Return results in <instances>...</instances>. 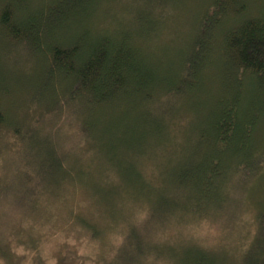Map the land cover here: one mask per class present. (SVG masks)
<instances>
[{
  "label": "trees",
  "instance_id": "obj_1",
  "mask_svg": "<svg viewBox=\"0 0 264 264\" xmlns=\"http://www.w3.org/2000/svg\"><path fill=\"white\" fill-rule=\"evenodd\" d=\"M101 1L0 0V43L6 42L1 40L2 36L16 40L26 48L30 46L41 57L38 77L41 84L36 88L42 94L43 106L32 116V112L23 108V101L19 103L25 96L22 93L19 96V90H13L16 97L12 100L4 97L9 87L5 88L0 78V153H10L7 149L17 145L4 158L0 183L10 189V182L16 177L48 174L52 179L34 184L33 192L43 189L49 197L59 196L57 188L70 185L73 191L84 188L86 195L108 199L110 205L120 201L119 206H111L101 220L92 216L78 221L90 229L109 226L102 231L105 233L109 228L119 230L117 223L127 216L130 220H142L145 217L142 218V213L148 212L149 206L137 209L135 203L140 197L154 194L160 198L165 212L159 223L155 218L148 219L154 238L164 236L166 231L158 229L178 215L179 209L194 212L193 218L197 219L212 217L211 210L216 206L221 207V211L226 210L228 207L224 205L231 198L228 194L234 191L233 187H228L229 178L235 176L236 170L251 173L258 169L260 158L264 157V151L256 153L254 141L257 122L264 110V10L261 16H253L246 0H212L193 26L190 32L193 41L179 65L165 68L169 70L166 71L157 55V51H163L153 47L155 36L163 34L162 11L155 15V7H151L138 13L134 10L128 17L101 18L105 28L98 30L93 14L84 15L94 13L92 8ZM218 35L220 39L216 40ZM215 65L223 75L225 72L230 75L231 82L225 85L230 90L227 94L223 90L217 96L220 100L214 112L207 122L201 121L202 131L193 134L196 145L192 154L182 158L174 177L165 178L169 186L157 187L145 178L142 169L146 166V155L153 151L149 138L163 139V122L175 112L168 109L169 105L179 109L183 105L181 93L187 96L198 91L195 86L203 80L202 69ZM248 85H253L260 99L250 101L254 105L245 110L241 102L246 100L242 95ZM172 94L176 100L168 103L164 97ZM51 108L56 109L55 112L62 110L63 114L56 113L50 121L46 112H51ZM163 108L165 116H159ZM65 115L69 120L66 121ZM197 115L194 114L196 119ZM113 116L122 117L110 120ZM65 121L67 128L60 130ZM32 134L37 140L36 147L45 145L39 152L42 157L37 168L35 151L23 152ZM177 135L171 147L181 150L177 147L181 142ZM130 151L136 156L130 155ZM117 156L120 162L116 161ZM42 166H47L48 171L38 172ZM110 180L118 181L119 185H110ZM131 185L132 192H122L125 186ZM239 192L236 191L235 196ZM30 197L26 207L35 202V196ZM12 203L11 193L0 195V259L3 264L20 262L10 260L8 241L3 236ZM120 206L122 211L125 207V213L120 211ZM257 222V231L246 247L235 246L237 251L232 256L224 249L221 257L224 263L230 259L231 264H264V212L257 214ZM120 231L127 238L128 232L136 230L121 228ZM131 237L134 243L143 238L135 234ZM194 247L200 248L194 252ZM145 251L141 256L148 261L151 256ZM185 251L186 259L177 264H217L208 254L213 250L200 243ZM167 261L170 264L174 258L169 256Z\"/></svg>",
  "mask_w": 264,
  "mask_h": 264
},
{
  "label": "rangeland",
  "instance_id": "obj_2",
  "mask_svg": "<svg viewBox=\"0 0 264 264\" xmlns=\"http://www.w3.org/2000/svg\"><path fill=\"white\" fill-rule=\"evenodd\" d=\"M151 1L154 2V5L151 4ZM211 1L102 0L100 5L98 3L97 6L92 8L94 13L84 15V17H90L93 14V17H95L93 21L99 30L105 28L101 18H112L117 15L128 17L131 16L134 10L138 13L142 10H149L151 7H155V15L162 11L165 23L161 28L163 34L155 36V46L153 45V47L163 51H157V55H160L159 61H161L162 67L164 69L173 68L179 65L180 58L183 57L185 51L191 45L193 34L190 32L201 18L204 8ZM246 1L251 8L249 11L251 15H262L264 0ZM118 4H121V6ZM2 39L6 42L0 43V78H2L1 82L5 83L4 87H9V91L7 89L4 92V97L12 100L16 97L13 90H19V96H21V93L25 95L24 98L21 97L19 103L23 101L21 103L23 108L32 112V116H36V112L43 108L42 102H40L42 94L36 88L37 85L41 84L38 83L41 72L39 64L41 57L30 46H27L28 50L16 40L4 36L1 37ZM219 39L220 35L217 36L216 40ZM165 70L169 71L168 69ZM210 72L212 73L210 74ZM202 77L201 83H197L195 86L198 91L190 92L187 96L181 93L183 95L181 96L183 105L179 109L175 110V106L169 105L168 109L175 112L170 115L167 121L163 122L162 127L165 129L163 139L157 141L154 137L149 138V145L153 148V151L146 155V166H143L142 169L145 178L157 187L169 186V182L165 183V178L174 177L182 158L192 154V149L196 145V136H193V134L202 131L201 121L206 120L207 122L209 116L214 112L217 101L220 100L217 96L219 97L223 90L226 94L230 90L228 86H225L229 85L228 81L231 82L230 75L226 72L223 75L222 70L217 65L203 68ZM248 88L243 91L242 95V98L245 97L246 100L241 102L242 105L244 103L243 108L245 110L254 105L250 104V101L260 99L253 85H248ZM27 94L29 97L26 98ZM164 98L168 100V103L176 100L174 94L171 96L166 95ZM55 111L57 110L51 108V112H46L50 121L56 115L63 114L62 110ZM165 112L164 109L158 114L159 116H165ZM194 114H198L197 119ZM260 114L262 116L259 117L257 130L254 133V141L257 144L256 153L264 151V147L260 148V145H264V110H261ZM130 116L132 117V114ZM121 117L113 116L110 120L117 121ZM64 118L66 121L69 120L66 115ZM191 118L192 120L195 119L190 121ZM60 121L58 120V122ZM66 121L60 130L67 128ZM176 133L178 134L177 138H181L180 145L177 146L181 150L171 147L172 141L176 138ZM26 142L28 146L26 144L23 152L35 151V153H32L37 168L39 159L42 157L39 152L44 149L45 145L40 144L36 147L34 143L37 140L33 134L30 138H27ZM15 146L7 149L10 153H0V171H2L1 167L4 165V158L14 151ZM103 152L105 153V151ZM103 152L100 154L101 157ZM128 153L136 156L133 151ZM116 161L120 162L118 156ZM240 168H243V166H240ZM41 170L48 171V168L42 166L38 172ZM242 172L243 170H236L235 176L229 178L232 182H229L228 187H233L234 191L231 190L228 194L231 198L224 205L228 207L226 210L221 211V207L216 206L215 210H211L212 217L206 216L197 219L193 218L194 212L187 213L185 208L179 209L181 213L178 212V215L168 221L166 226L158 229L166 232H164V236L155 237L157 240H155L154 231L148 223L149 218H155L159 223L161 217L165 214L162 202L156 194L137 199L135 203L137 209L144 205L149 206V211L145 214L142 213V218L145 216L142 220L136 218L130 220L127 216L117 223L121 228H133L137 231L128 232L127 238H124L120 231L121 228L119 230L109 228L105 233L102 231L109 226L105 228L98 225L95 229L91 228V230L87 226L85 228L78 224L82 217L92 218V216H97L98 219H103L109 213L110 207L119 206L120 201L113 202L110 205L108 199L99 198L95 194L86 195L84 188L80 189L81 191H73V187L70 185L57 188L56 194L59 196L49 197L50 195L44 193L43 189L37 190V192H33L32 189L34 184H42L44 181L49 182L52 178L48 174L36 176L35 178L28 176L25 178L16 177V179L11 180L10 189L5 184L0 183V195L11 193L13 202L10 205L13 207L10 211L9 224L4 228L5 235L2 234L8 241L9 258L10 260H20L19 264H169L167 260L171 256L174 261L170 264H177V262L182 263V260L186 259L183 257L185 250L190 248L191 245L200 243V245L213 250L209 251L208 254L217 264L222 262L223 264H231L230 259L226 263L221 259L225 254L224 251L226 250L232 256V253L237 251L235 246L242 245L246 247L257 231V214L264 212V157L260 158L258 169L251 171V173L243 172L242 174ZM29 173L33 174L31 171ZM2 174H4V171L0 173V176ZM238 178H241L242 181L237 182ZM55 180H58V176L55 177ZM109 184L117 186L119 182L110 180ZM238 184H241L240 187H237ZM172 185L173 182H170V186ZM126 190L132 192V185L125 186L122 192L125 193ZM238 190L240 192L238 196H235ZM33 195L35 196L34 204L26 207L25 205L30 201V196ZM119 209L122 213H125V207L123 211L122 206ZM95 231L100 233L94 234V236L90 234ZM134 234L138 237L143 236V238L134 243V239L131 237ZM199 248L194 247V252H197ZM144 250L148 251L151 256L148 261L144 259V256H141ZM246 253L248 254V249ZM0 264H3L1 259Z\"/></svg>",
  "mask_w": 264,
  "mask_h": 264
}]
</instances>
